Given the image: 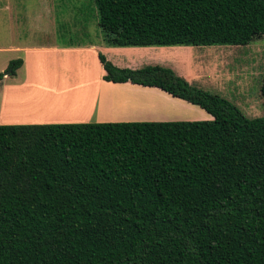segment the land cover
<instances>
[{
	"label": "trees",
	"instance_id": "obj_1",
	"mask_svg": "<svg viewBox=\"0 0 264 264\" xmlns=\"http://www.w3.org/2000/svg\"><path fill=\"white\" fill-rule=\"evenodd\" d=\"M92 3L107 46L264 34V0ZM98 59L103 80L157 87L212 119L0 124V264H264V116L169 68Z\"/></svg>",
	"mask_w": 264,
	"mask_h": 264
},
{
	"label": "crops",
	"instance_id": "obj_2",
	"mask_svg": "<svg viewBox=\"0 0 264 264\" xmlns=\"http://www.w3.org/2000/svg\"><path fill=\"white\" fill-rule=\"evenodd\" d=\"M38 4L40 7L37 6ZM38 4L34 6V4L18 3L16 5L14 0H0V72H3L0 78V124L174 121L187 119L177 114L187 109L194 110L198 115L197 119H212V116L200 107L175 98L157 87L103 80L104 70L98 54H102L117 67L140 68L143 64H140L141 62H138L135 56L130 55L136 51L134 49L136 46H107L103 43L101 36L83 44L48 42L45 38L49 34L52 35L54 24L49 11L51 3L50 0H39ZM37 9L41 13L37 12ZM41 9L44 11L43 14ZM35 11L36 23L29 26V18H32L31 13ZM21 35L24 38H21ZM37 35L42 39L33 40ZM14 53H20L16 55L20 57L22 63L14 75H9L5 69L8 62L13 59ZM72 54L87 56L95 66V76L91 75L96 89L94 105L87 101V97L81 96L78 81L66 82L55 75L66 65L67 59L62 66V56ZM77 66L76 58L75 68ZM89 71L91 74L90 67ZM39 81L45 84V87L47 86L44 91L33 90L34 87H39L37 85ZM146 96L155 98L153 102H150V108H126L119 113L113 110V103L116 101H146ZM13 98L41 100L48 103L51 111L57 114L53 116L44 114L39 118L20 117L7 108V102ZM103 99L109 105L105 109L108 112L107 115H104L102 112L104 110H99L98 107ZM73 108H83L85 113L91 114L78 118L60 114L69 112Z\"/></svg>",
	"mask_w": 264,
	"mask_h": 264
},
{
	"label": "rangeland",
	"instance_id": "obj_3",
	"mask_svg": "<svg viewBox=\"0 0 264 264\" xmlns=\"http://www.w3.org/2000/svg\"><path fill=\"white\" fill-rule=\"evenodd\" d=\"M38 1L14 0L16 5L21 3L23 5L34 4V6L38 4ZM50 3V17L54 24L52 35L49 34L45 38L48 42L83 44L100 36L92 0H50ZM37 6L40 7L39 4ZM41 11L43 14L44 11L42 9ZM37 12L41 13L38 9ZM36 16V11L31 13L29 26L36 23ZM20 37L24 38L23 35ZM41 39L37 35L33 40ZM134 49L136 51L134 50L135 52L130 55L135 56L136 60L143 64L141 67L160 65L169 68L175 75L187 80L190 85L224 97L234 104L244 116L248 118L264 116V99L259 92L264 76V34L246 45L136 46ZM14 54L13 59L18 58L16 54L20 53ZM76 58L77 68H75ZM65 59H67L66 65L63 66ZM61 63L63 70L55 75L66 82L78 81L81 96L87 97V101L94 105L96 89L92 80V76H95L93 62L85 55L72 54L63 55ZM37 85L39 87H34V91L36 89L44 91L47 88L41 81ZM145 98L146 101H116L113 103V110L119 113L120 110L126 108H150L149 104L155 98L152 96ZM108 106V102L103 99L98 107L99 110H104L102 111L104 115H107L108 112L105 109ZM49 107L48 103L35 98L30 100L13 98L12 101L7 102L8 110L20 117L39 118L44 114L47 116L57 114L53 113ZM60 114L78 118L89 116L91 113H85L83 108H73L69 112ZM177 114L187 118L185 120H210L197 119L198 115L192 109L182 110Z\"/></svg>",
	"mask_w": 264,
	"mask_h": 264
},
{
	"label": "bare ground",
	"instance_id": "obj_4",
	"mask_svg": "<svg viewBox=\"0 0 264 264\" xmlns=\"http://www.w3.org/2000/svg\"><path fill=\"white\" fill-rule=\"evenodd\" d=\"M12 101V100H11ZM17 103V102H16Z\"/></svg>",
	"mask_w": 264,
	"mask_h": 264
}]
</instances>
